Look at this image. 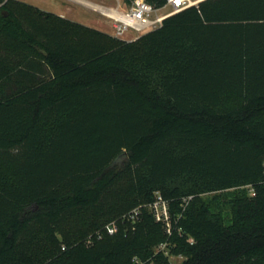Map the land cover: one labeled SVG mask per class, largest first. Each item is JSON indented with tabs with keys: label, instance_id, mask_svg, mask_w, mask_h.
I'll use <instances>...</instances> for the list:
<instances>
[{
	"label": "trees",
	"instance_id": "16d2710c",
	"mask_svg": "<svg viewBox=\"0 0 264 264\" xmlns=\"http://www.w3.org/2000/svg\"><path fill=\"white\" fill-rule=\"evenodd\" d=\"M0 167V264H132L166 241L177 264H264V0H203L131 42L0 0Z\"/></svg>",
	"mask_w": 264,
	"mask_h": 264
},
{
	"label": "built area",
	"instance_id": "2783aa9c",
	"mask_svg": "<svg viewBox=\"0 0 264 264\" xmlns=\"http://www.w3.org/2000/svg\"><path fill=\"white\" fill-rule=\"evenodd\" d=\"M201 0H166L165 5L160 9H154L150 4L144 0H131L126 8L121 11L117 10H100V12L112 22L113 37L116 39H123L128 33L134 36L127 42L136 40L138 37L146 33L150 29H155L160 26L161 22L184 9L192 6H197ZM162 9H166L164 14H160ZM255 195L252 188H249V196ZM186 205V200H183ZM149 212L152 214L154 220L160 223L168 236L171 235V215L170 205L168 201L164 200L159 194H156L151 204L147 206ZM141 214V207H136L122 217L123 222H128L133 228L134 224L139 221ZM107 235H114L118 226L115 221L106 224L103 228ZM190 244L193 243L189 239ZM170 257L169 243L163 242L155 247L153 256L147 260H141L133 257L132 264H155L154 257L157 255Z\"/></svg>",
	"mask_w": 264,
	"mask_h": 264
},
{
	"label": "rangeland",
	"instance_id": "374dc122",
	"mask_svg": "<svg viewBox=\"0 0 264 264\" xmlns=\"http://www.w3.org/2000/svg\"><path fill=\"white\" fill-rule=\"evenodd\" d=\"M24 3L32 8L41 11L49 12L55 17L67 19L80 25L98 30L113 37L112 22L107 19L100 10H117L121 11L129 4L128 0H16ZM203 1V0H202ZM166 9H162L159 13L164 14ZM153 30V29H150ZM148 30V31H150ZM147 31V32H148ZM134 36L128 33L121 41H129ZM13 178L8 171L0 167V182H10ZM217 195V194H212ZM228 207V205H227ZM150 238L153 241H159L161 234L157 231L150 233ZM171 264H177L183 261L181 256L169 257Z\"/></svg>",
	"mask_w": 264,
	"mask_h": 264
},
{
	"label": "water",
	"instance_id": "95a60500",
	"mask_svg": "<svg viewBox=\"0 0 264 264\" xmlns=\"http://www.w3.org/2000/svg\"><path fill=\"white\" fill-rule=\"evenodd\" d=\"M201 1H202V0H201ZM201 1H200V2H201Z\"/></svg>",
	"mask_w": 264,
	"mask_h": 264
}]
</instances>
